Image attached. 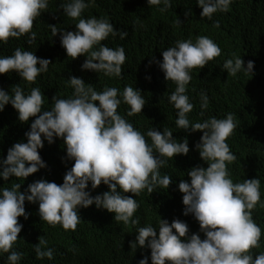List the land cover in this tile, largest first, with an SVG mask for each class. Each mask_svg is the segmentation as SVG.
Wrapping results in <instances>:
<instances>
[{"label": "clouds", "instance_id": "1", "mask_svg": "<svg viewBox=\"0 0 264 264\" xmlns=\"http://www.w3.org/2000/svg\"><path fill=\"white\" fill-rule=\"evenodd\" d=\"M94 2L67 0L62 4L65 15L77 20L76 30L49 25L52 36L62 32L61 43L69 57L75 59L81 54L86 55L87 59L81 65L83 69L121 77L125 48L123 45L110 48L101 42L110 34L124 39L128 32L117 30L104 17L81 18L83 10ZM147 2L149 6L163 5L162 12L172 6V0ZM197 2L202 7L201 17L211 20L215 12L228 11L232 0ZM47 8L48 0H0V42L6 44L10 37L28 34V43H33L37 36L32 31L34 20ZM215 26L219 27V21H215ZM221 51L210 37L200 35L195 42L190 38L177 40L174 46L163 50V61H157L166 79L176 85L168 97L177 109L175 124L180 129L203 131L196 148L209 166L191 168L188 172L191 181L179 183V190L184 193V214L195 216L205 237L202 239L199 233L189 235L188 224L179 218L171 223L161 218L158 227L152 224L138 227L131 248H150L152 264H264V252L253 258L250 251L259 246L262 233L252 211L261 201V181L251 178L233 182L228 170V163L236 159L226 142L238 123L235 114L228 112L225 118L211 116L196 122L188 117L194 107L187 94L191 71L196 67L203 68ZM49 64L50 59L17 47L13 55L0 56V73L15 70L23 80L33 82L40 73L48 71ZM223 69L232 76L241 71L253 73L254 61L249 60L245 67L243 57L233 54V58L224 61ZM68 79L74 89L72 96L56 95L50 110H42L44 93L39 87H33L29 94H25L19 84L12 87L13 94L0 87V111L11 103L18 110L20 121L27 122L30 117H36L30 131L25 133L27 142H16L9 148L6 159L0 161L3 168L0 177L8 180L15 176L25 180L46 167L39 152L45 139L53 143L56 137L63 138L67 159L74 160L63 184L40 179L29 184L25 191H21V183H14L10 188L0 187V253H8L7 264H18L23 256L22 252L13 250V245L23 228L18 218L28 217L26 200L39 202L41 219L52 226L59 223L65 230H75L81 219L80 208L93 204L115 213V221L139 225V219H133L139 203L126 193L137 196L145 188L150 194L158 186L167 189L172 177L162 176L160 168L168 164V158L186 155L190 150L188 138L184 137L182 141L175 138L167 127L163 132L156 127L149 128L147 137L151 142H147L145 134L117 111L124 102L129 105L128 116L141 113L146 104L142 90L126 85L123 90L105 86L103 91H97L80 77L73 75ZM200 97L201 108L207 109V92L202 91ZM89 182L92 189L103 182L110 190L93 196L87 190ZM47 244V239L41 236L35 244L37 258H53V249L46 247ZM139 264H149V257L144 256Z\"/></svg>", "mask_w": 264, "mask_h": 264}, {"label": "trees", "instance_id": "2", "mask_svg": "<svg viewBox=\"0 0 264 264\" xmlns=\"http://www.w3.org/2000/svg\"><path fill=\"white\" fill-rule=\"evenodd\" d=\"M65 2L67 0H48V8L42 10L34 20L32 31L37 36L33 43H28V34L10 37L6 44L0 42V56L13 55L17 47L32 51L38 57L51 60L48 71L40 73L33 82L23 80L15 70L0 73V87L10 94H13L11 89L17 84L25 94H29L33 87H39L44 93L42 110H50L56 95L62 98L72 96L74 89L68 78L73 75L91 83L97 91H103L105 86L123 90L126 85H132L142 90L141 94L145 97L142 112L128 116L129 105L124 102L117 111L145 134L147 142H151V138L147 137L149 128L156 127L163 132L167 127L173 131L175 138L182 141L187 137L190 150L186 155L177 154L168 158V164L160 168L162 176L172 177L167 189L158 186L150 194L145 188L137 196L126 193L139 203L133 217L139 219V225L115 221V213L93 204L80 208L81 219L75 230H65L59 223L52 226L41 219L39 202L26 200L28 217L18 218L23 228L13 245V250L23 253L18 264H139L146 255L149 264H152L151 249L140 246L132 249L131 242L136 240L138 227L147 224L158 227L161 218L170 223L179 218L188 224L189 235L199 233L202 239L205 237L195 216L184 214V193L179 190L181 180L191 181L188 175L191 168L209 166L196 148L203 131L192 132L176 126L177 109L168 98L176 85L166 79L165 72L157 62L163 61V50L174 46L177 40L190 38L195 42L200 35L210 37L222 51L203 68L192 69L187 94L194 107L188 117L196 122L211 116L225 118L228 112L235 114L238 123L226 142L236 159L228 163V170L233 182L251 178L261 181V201L252 211L253 219L261 227L262 233L259 246L250 251L253 258L264 252V0H232L228 11L215 12L211 20L201 17L202 7L197 0H172V6L163 12L160 10L163 5L149 6L147 0H95L89 3L81 18L104 17L117 30L128 32L124 39L110 34L101 42L110 48L120 45L125 48L126 60L122 65L121 77H109L102 72L83 69L81 65L87 59L86 55L81 54L75 59L69 57L61 43L62 32L52 36L49 25H57L59 29L68 31L76 30L77 20L66 16L61 7ZM186 12L189 14L186 15ZM215 21H219V27L215 26ZM233 54L243 57L245 67L249 60L254 61L253 73L241 71L235 76L229 75L228 70L223 69V63L233 58ZM202 91L209 96L207 109L200 106ZM35 118L20 121L18 110L11 103L0 111V161L6 159L9 148L16 142H27L25 133L30 131ZM39 152L46 167L30 174L25 180L15 176L8 180L0 177V187L10 188L14 183H21V191H25L29 184L40 179L63 184L66 172L74 164V160L67 159L63 138L56 137L53 143L45 139L44 147ZM87 190L95 196L110 188L102 182L92 189L89 182ZM41 236L48 241L46 247L53 249L51 259L36 256L35 244L39 243ZM7 256L8 253H0V264H7Z\"/></svg>", "mask_w": 264, "mask_h": 264}]
</instances>
